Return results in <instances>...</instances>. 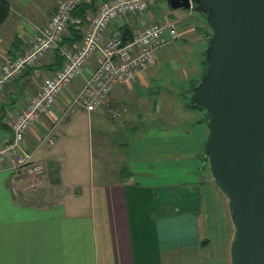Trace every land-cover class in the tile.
Wrapping results in <instances>:
<instances>
[{"label":"crops","instance_id":"0c3cea01","mask_svg":"<svg viewBox=\"0 0 264 264\" xmlns=\"http://www.w3.org/2000/svg\"><path fill=\"white\" fill-rule=\"evenodd\" d=\"M7 1L9 16L0 25V67L24 53L58 2ZM102 1L87 0L75 13L87 16V20ZM156 4L157 0L138 20L120 18L106 31V38H112L123 35L124 26L134 32L139 22L149 25L163 20L181 24L183 29L178 31V40L155 55L154 64L147 71L113 90L109 108L118 103L129 109L126 117L118 121L131 123L137 114L134 107L140 110L138 115H162V101L155 103L158 100L155 94H172L169 88L172 81L174 86L183 88L176 94L191 101L192 91L204 74L210 32L203 15L194 10L176 14L178 10L169 7L174 14H168L164 8L157 13ZM194 13L199 15V22ZM71 29L67 28L61 47L75 44L76 36L71 38ZM183 36L196 38L202 45L194 68L195 64L183 56L174 59L184 55L174 46ZM169 63L173 69L168 73ZM97 64V58L88 63L84 76ZM163 65L167 67L164 69ZM60 66L61 60L55 53L5 86L0 95V147L12 140L13 117ZM158 67L166 73H157ZM79 84V80L74 81L61 93L58 106L66 105ZM150 84L164 89L146 98ZM136 96L139 99L133 100ZM188 108L200 111L193 106ZM107 110L89 114L95 117L101 114L100 121L102 115L108 114ZM56 116L55 108L52 114L36 121L24 138L26 151L42 166L40 185L28 188L22 170L14 172L11 162L0 164V264H231L235 235L231 205L210 173L206 174L204 119L161 125L147 118L139 136L129 141V151L123 146L126 141L109 139L106 135L118 129L113 126L105 128V133L101 130L97 144L102 147L109 142L118 147L115 152L102 153L110 158L107 163L112 168L101 169L93 181L91 172L86 175L85 152L70 145L74 126L71 117L55 135ZM48 133L53 144L39 148V141ZM85 134L91 144V131Z\"/></svg>","mask_w":264,"mask_h":264},{"label":"water","instance_id":"95a60500","mask_svg":"<svg viewBox=\"0 0 264 264\" xmlns=\"http://www.w3.org/2000/svg\"><path fill=\"white\" fill-rule=\"evenodd\" d=\"M207 13L205 75L190 99L208 115L211 179L231 205V264H264V0H166Z\"/></svg>","mask_w":264,"mask_h":264},{"label":"built area","instance_id":"2783aa9c","mask_svg":"<svg viewBox=\"0 0 264 264\" xmlns=\"http://www.w3.org/2000/svg\"><path fill=\"white\" fill-rule=\"evenodd\" d=\"M87 0H58L47 22L37 29L24 53L0 67V95L7 84L42 60L56 53L61 66L45 79L37 91L28 98L25 107L11 122V142L0 147V164L11 162L12 170L23 171L28 188L40 185L42 168L33 161V154L26 151L24 138L33 124L42 116L57 109L55 126L64 123L78 110L93 113L108 108L113 90L134 81L153 64L155 55L165 46L178 40L175 22L163 20L134 29L132 41L123 46L120 36L106 38L109 26L120 18L127 20L142 17L156 0H103L97 11L83 20L74 13ZM192 9V6L190 8ZM81 32V39L72 46H60L67 28ZM134 28V27H133ZM98 64L84 76V68L93 59ZM80 81L78 90L66 102L58 106V97L74 81ZM112 119H119L122 109H108ZM48 146L53 144L50 133L46 134ZM43 140V139H42ZM41 140V141H42ZM40 141V142H41Z\"/></svg>","mask_w":264,"mask_h":264},{"label":"rangeland","instance_id":"374dc122","mask_svg":"<svg viewBox=\"0 0 264 264\" xmlns=\"http://www.w3.org/2000/svg\"><path fill=\"white\" fill-rule=\"evenodd\" d=\"M166 0H157V4L154 6V8L157 10V13L159 12V10L161 8H164L166 10V12L168 14H174L173 11L169 10L167 7V5L165 4ZM153 8V10H154ZM188 10H183V9H179L177 11L176 14H187ZM195 15V19L197 22H199V15H196V13H194ZM187 16V15H186ZM192 19V18H190ZM204 20V19H203ZM206 24V27H208V30L210 32V28L208 26V22L207 19L204 22ZM177 28L178 31H183L181 24H176V22L174 23ZM212 31V30H211ZM199 36V35H196ZM174 46H178L180 48V51L183 52L184 55L179 54L177 55L174 59L176 60L177 58L183 56V59L187 58L191 63L193 62L195 65L193 66V68L195 66H197V61L200 59V49L202 47L201 43L198 42L195 39L191 40L186 36H183V39H181L180 41L174 43ZM206 58H207V54H206ZM203 59V58H202ZM161 62H163L164 64H166L165 59H162ZM173 64L169 63L168 64V68L167 71L169 73V70L173 69ZM164 69L165 67H167L166 65H163ZM157 73H166L164 72L161 67H158V69L156 70ZM191 71H195L194 69H191ZM205 75V73H204ZM204 77V76H203ZM202 77V79H203ZM202 79L200 80V82L202 81ZM152 82H154V80H152ZM199 82V84H200ZM174 81L171 82V84H169L171 87L170 90H172V94L170 95H157L155 94V96L158 98L157 101H155V103L159 102V99L162 101V104L160 105L161 108V113L162 115H149L147 116L145 113H139L138 115V110L136 107H134V110L137 111V114L135 115V119L133 117V120L131 123L125 121H118V120H122L124 119L123 117H126V114H128L129 109L126 105H122V104H118L117 105H112L110 106V109H122V113H120V118L115 120L112 119L111 116L107 115H102V119L99 121L100 115H97V117H95L94 114H88L87 112L83 111H76L75 113L71 114L69 116L70 118V122L71 124H74L72 130H71V138H69V142L71 143L70 145L83 150L85 152V161H84V167L86 168V175L88 176L91 172L93 181L97 179L98 177V173L99 171H101V169L106 170V169H110L112 168L111 165H109L107 162L109 161V157L104 153L103 156V152H105L106 150H109L111 152H115L116 147L118 146H114L112 144H110L109 142L107 144H105L104 146L100 147L99 144H97V139L99 138V133L102 130H105V128L109 127L112 128L114 126V128L118 129L116 130L114 133H108L106 134L108 136V138L110 139L111 137L115 138L116 140H120V141H126V144L123 145L125 148L128 150L129 144H130V140L132 138H135L137 136H139V134L142 131V127L141 125L145 122V120L147 119L148 121H153L155 120L154 124H161V125H166V124H173V123H184L185 120H187L188 123L199 120V119H204L205 120V128H206V140H207V131H208V115L205 113L204 110L198 109L197 106L192 102V99H190L191 101H189V99L186 98L185 95H178L176 93L182 92L183 88H179L174 86ZM149 84V83H148ZM198 84V86H199ZM196 86L192 92H194L197 87ZM164 88H161L160 86L157 87L155 84L151 85L149 87V92L150 94H147L146 98H151L154 94V92L156 93V91L161 90ZM142 91L139 92V94H141ZM145 93V92H144ZM175 93V94H174ZM146 96V94H145ZM136 98L139 99L138 96H136L135 98H133V100H135ZM193 106L194 109L196 110H201L199 112H196L194 110H190L188 107ZM107 109V108H106ZM109 109V107H108ZM57 112V109H56ZM67 121V120H66ZM66 121L64 123H58L56 124L54 133L55 135H57L58 132L62 131V126L66 123ZM118 121V122H115ZM55 124V119L53 121V125ZM71 126V125H70ZM118 126V127H117ZM80 130L83 131V133L80 135ZM90 131L92 133V141L91 144H88V137L87 134H85V132L90 134ZM105 133V132H103ZM112 138V139H113ZM53 139V138H52ZM49 140L48 136H44L43 140L40 142L39 141V148L41 146H46V141ZM206 144V141H205ZM129 151V150H128ZM40 165V164H39ZM41 166V165H40ZM204 166H205V170H206V174L209 172V167H208V163H207V159H206V155L204 154ZM42 168V166H41ZM111 170V169H110Z\"/></svg>","mask_w":264,"mask_h":264},{"label":"trees","instance_id":"16d2710c","mask_svg":"<svg viewBox=\"0 0 264 264\" xmlns=\"http://www.w3.org/2000/svg\"><path fill=\"white\" fill-rule=\"evenodd\" d=\"M9 12H10V4H9V2L7 0H0V25H2L3 23H5V21L7 20L8 16H9ZM198 13H200L201 15H203V17H204V20L203 21L205 22L207 13H204V12H201V11H199ZM74 14L76 16L80 17L83 20V22L86 21V17L87 16L84 17L82 14H79V15H77V13H74ZM122 28H125L124 34L120 36L121 39H122L123 46H124L127 43H129V42L132 41V38L134 36V32L135 31L132 32V30H131L130 27H125L124 26ZM73 29H71L70 35H71V38H74L76 36V40H74V43L76 44V43H78L80 41L82 35H81V32H80L79 29H75V28H73ZM211 34H212V31L210 29V35H209L210 37H211ZM210 37H209V40H210ZM206 65L207 64H206V58H205V61H204V64H203V66H204V73H205ZM203 76H204V74H203ZM197 108L203 110L201 107H197Z\"/></svg>","mask_w":264,"mask_h":264}]
</instances>
